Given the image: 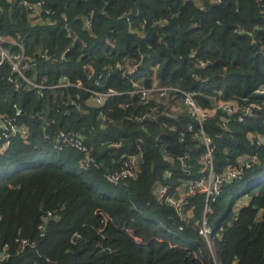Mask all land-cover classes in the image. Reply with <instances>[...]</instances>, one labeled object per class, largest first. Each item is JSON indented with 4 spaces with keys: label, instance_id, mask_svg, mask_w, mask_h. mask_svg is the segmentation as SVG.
<instances>
[{
    "label": "trees",
    "instance_id": "trees-1",
    "mask_svg": "<svg viewBox=\"0 0 264 264\" xmlns=\"http://www.w3.org/2000/svg\"><path fill=\"white\" fill-rule=\"evenodd\" d=\"M23 1L39 0H0V35L25 36V52L35 59L24 75L45 86L66 76L82 88L47 87L42 96L15 91L6 80L9 64H0V115H13L17 103L30 130L26 139L0 146V257L4 249L7 254L0 264H210L196 231L203 194L191 198L192 216L182 230L175 209L155 199L159 184L174 187L197 177L205 149L188 130L196 121L181 93L170 91L151 109L128 93L133 82L150 87L154 81L195 92L198 107L210 110L203 126L216 172L255 158L240 179L221 184L207 218L225 264H264V145L251 141L264 136V94L255 92L264 83V0H40L38 17ZM43 50L48 59L40 56ZM198 59L209 63L202 67ZM116 63L135 71L126 76ZM110 87L119 94L102 106L87 101V89ZM246 98L257 107L241 122L219 109L221 101ZM51 119L81 131L94 163L44 138ZM136 152L141 159L135 177L109 183L105 175L119 168L120 155ZM186 153L181 167L177 158ZM46 210L52 216L40 235L37 225ZM73 233L79 236L71 239ZM17 238L35 245L22 248Z\"/></svg>",
    "mask_w": 264,
    "mask_h": 264
},
{
    "label": "built area",
    "instance_id": "built-area-1",
    "mask_svg": "<svg viewBox=\"0 0 264 264\" xmlns=\"http://www.w3.org/2000/svg\"><path fill=\"white\" fill-rule=\"evenodd\" d=\"M24 5H27L29 9H33L35 17H38L39 13L43 11V1H37L33 5L27 4L23 1ZM46 13L49 10L45 9ZM91 14L85 20V26L89 27L91 24ZM129 20V19H128ZM129 29L134 30L132 23L129 21ZM237 32V29L233 30ZM242 32H245L243 29ZM251 36L253 33L248 32ZM25 36H22L20 40L13 39L12 37H5L0 35V64L7 62L9 64L11 74L7 76L6 80L13 85L15 91L27 90L35 91L39 96H42L43 90L47 87L58 88V87H75L82 88V84L79 80L73 82L70 78L62 76L60 80L51 85L45 86L41 83L35 82L24 75V70L29 68L32 61L35 59L34 54H27L25 52V47L23 44ZM9 44L10 46H15V50H11L9 47L3 44ZM195 55V50L191 49V56ZM40 56L48 59L46 50L40 53ZM209 63V60L198 59V64L204 67ZM115 67L119 70H123L126 76H131L134 71V66H127L124 68L121 63H116ZM196 76V74H193ZM95 86H100V81H95ZM134 88L128 93L130 95H135L138 97L139 101L144 105L149 106V109L156 108L161 100H167L170 91H175L181 93L180 101L184 104L190 113V115L196 121V127L193 125L188 127V130L192 132L193 136L201 141L205 151L202 156L204 162V167L200 170L199 175L195 178L183 179L177 183L174 187L170 184H159L155 189V199L157 202L172 206L177 216L179 217L181 224L179 229H183V224L188 222L192 216L193 205L191 203V198L196 194H203L204 196V207L201 218L197 221L196 231L198 235L204 240V246L207 249L208 260L210 264H225L216 253L215 237L213 236L211 225L209 224L207 213L209 211V203L215 200L220 193V187L226 180H238L242 177L245 168L251 167L255 162L254 157H249L244 160L238 161L236 163H228L222 171L216 172L213 166V148L211 146L212 140L204 131V121L208 117L210 110L202 109L198 107L195 102V92L189 90H182L180 88L168 85L162 86L154 81L150 87L137 84L133 82ZM87 101L94 107L102 106L110 97L119 94L112 87L105 90L89 88ZM256 93L264 94V83L259 86ZM69 104H73V100L68 101ZM214 103V102H213ZM124 107L127 104L123 105ZM172 106V104H171ZM257 107V103L248 98L244 99L242 102L237 100L234 101H221L219 104V109L224 111L227 115H235V119L239 122L245 120L254 115V108ZM12 108L14 110L13 115H0V146L7 147L10 145L12 140L16 138L26 139L29 135V128L26 124L20 121L23 115L22 108L17 104L13 103ZM68 113V109L65 110L64 114ZM149 113L146 112L139 116L138 120H143ZM101 121L106 120V115L103 111L98 113ZM38 119L44 117V110H40L36 113ZM230 118L229 120H235ZM223 127H226V121L222 123ZM185 133L180 132L179 138L183 141ZM43 136L46 140L52 141L55 148L58 150H63L65 148H73L84 154V158L87 162L94 163V158L88 154L86 145L83 142V137L81 131L67 129L65 127L59 126L54 123V120H47L45 127H43ZM251 141L256 145H264V136L251 137ZM118 143H112L109 146L117 147ZM165 155V152H162ZM187 153L178 156V161L181 167L186 166ZM141 159V154L129 153L127 155H120V165L115 171L107 173L105 175L106 180L111 184H118L121 180L133 178L138 172V163ZM172 172H167V177H171ZM52 216L50 210H46L42 213L40 219L41 221L37 225L40 235H43L45 230L46 220ZM107 218H102L101 222H106ZM78 233H73L71 239L78 237ZM16 242L24 248L25 246L33 247L35 245L34 241L28 240L26 238H17ZM7 254L5 249L2 251V256L0 260L4 259Z\"/></svg>",
    "mask_w": 264,
    "mask_h": 264
},
{
    "label": "water",
    "instance_id": "water-1",
    "mask_svg": "<svg viewBox=\"0 0 264 264\" xmlns=\"http://www.w3.org/2000/svg\"><path fill=\"white\" fill-rule=\"evenodd\" d=\"M212 103H213V101H212ZM41 209H43V207H41Z\"/></svg>",
    "mask_w": 264,
    "mask_h": 264
}]
</instances>
